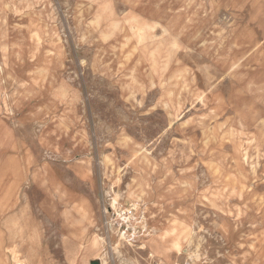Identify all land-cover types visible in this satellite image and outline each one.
<instances>
[{
	"label": "rangeland",
	"instance_id": "rangeland-1",
	"mask_svg": "<svg viewBox=\"0 0 264 264\" xmlns=\"http://www.w3.org/2000/svg\"><path fill=\"white\" fill-rule=\"evenodd\" d=\"M9 186L93 264H264V0H0Z\"/></svg>",
	"mask_w": 264,
	"mask_h": 264
},
{
	"label": "crops",
	"instance_id": "crops-1",
	"mask_svg": "<svg viewBox=\"0 0 264 264\" xmlns=\"http://www.w3.org/2000/svg\"><path fill=\"white\" fill-rule=\"evenodd\" d=\"M50 195L44 199L50 201ZM39 199L40 193L17 192L11 186L0 192V264L95 263L93 241L90 246L88 240L75 238L73 233L58 240L56 227L51 233L52 215L41 218L39 202H36ZM51 210L48 208L50 213ZM41 224L48 229L41 232Z\"/></svg>",
	"mask_w": 264,
	"mask_h": 264
},
{
	"label": "bare ground",
	"instance_id": "bare-ground-1",
	"mask_svg": "<svg viewBox=\"0 0 264 264\" xmlns=\"http://www.w3.org/2000/svg\"><path fill=\"white\" fill-rule=\"evenodd\" d=\"M42 138H43V137H42ZM48 138H49V137H48ZM44 139H45V138H44ZM52 144H53V143H52ZM50 145H51V144H50ZM50 145H49V146H50ZM54 145H55V144H54ZM50 147H51V146H50ZM52 147H53V146H52ZM224 191H225V190H224ZM221 196H222V195H221ZM74 206H75V205H74ZM72 208H73V207H72ZM72 210H73V209H72ZM64 218H65V217H64ZM70 219H71V218H70ZM67 222H68V221H67ZM74 224H75V223H74ZM121 235H122V237H124V236H125V233L123 232ZM122 237H121V238H122ZM113 248H114V250H115L116 252H119V244L114 245ZM102 262H103V264H105V262H106L105 259H102ZM132 262H133V261H132Z\"/></svg>",
	"mask_w": 264,
	"mask_h": 264
},
{
	"label": "built area",
	"instance_id": "built-area-1",
	"mask_svg": "<svg viewBox=\"0 0 264 264\" xmlns=\"http://www.w3.org/2000/svg\"><path fill=\"white\" fill-rule=\"evenodd\" d=\"M130 214H132V211H129ZM158 264H165L164 262L163 263H158Z\"/></svg>",
	"mask_w": 264,
	"mask_h": 264
}]
</instances>
